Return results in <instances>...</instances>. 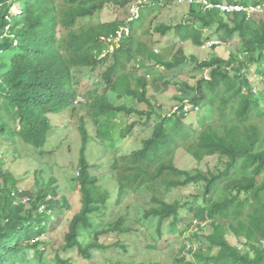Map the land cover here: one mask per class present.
Wrapping results in <instances>:
<instances>
[{
	"label": "trees",
	"instance_id": "obj_1",
	"mask_svg": "<svg viewBox=\"0 0 264 264\" xmlns=\"http://www.w3.org/2000/svg\"><path fill=\"white\" fill-rule=\"evenodd\" d=\"M147 1L139 19L126 24V19L103 22L101 16L129 0H0V264H78L92 261L95 253L123 258L136 253L135 245L119 240L143 233L128 226L129 206L115 220L112 214L137 193L148 196L142 219L156 225L158 239L165 227L169 234L200 231L193 233L195 247L186 245L192 259L180 255L182 264H264V11L247 17L188 6L180 24L154 28L161 38L175 33L180 45L201 48L214 38L235 44L227 59L192 58L198 76L181 84L176 108L163 113L147 98L151 83L131 67L153 75L177 70L187 59L179 44L153 50L144 25L174 0ZM208 2L264 5V0ZM125 26L129 35L114 43ZM101 67V89L81 90L79 72ZM123 98L135 104L126 106ZM78 111L81 145L74 170L62 183L35 177L33 190L21 191L12 164L27 150L39 158L57 152L65 140L47 149L56 137L52 117ZM118 115L149 128L138 148L125 146L136 123L118 130L109 126V118ZM94 148L99 153L91 161L87 151ZM179 150L197 165L206 159L216 163L206 170L180 169ZM189 190L192 201H166L174 191L189 195ZM112 235L115 243H101ZM145 250L156 252L157 245L146 240Z\"/></svg>",
	"mask_w": 264,
	"mask_h": 264
},
{
	"label": "rangeland",
	"instance_id": "obj_2",
	"mask_svg": "<svg viewBox=\"0 0 264 264\" xmlns=\"http://www.w3.org/2000/svg\"><path fill=\"white\" fill-rule=\"evenodd\" d=\"M135 1L137 0H129V3L124 7H109L111 9L108 8V11L103 13V15L101 16V20L103 22L113 21L115 19L118 21H124L128 15V8L130 4L132 2L134 3ZM143 4L147 3L143 2ZM188 12L189 7L187 5H178L176 3H173L157 15L151 14L149 16L151 19H148L147 23L144 25V28L151 30L153 50H156L157 52L165 51L168 48H172L174 50L178 44L180 45V43L176 40L175 33L171 32L166 37L161 38L160 35L155 33L153 30L158 25H169L174 27L180 24L188 18ZM208 34L210 33L205 32V35ZM209 43H213L212 45H217V48L213 49L212 45L211 47L208 46V43H206L204 47L202 46L201 48H197L190 43H183L182 45H180L182 47L184 56L187 59V63L179 69L171 72H166L159 69L160 71L156 74L149 75L147 71H141L137 67H131V71L136 72L138 76L145 77L148 82L151 83L148 89L147 98L150 99L153 106H155L156 108L161 107L163 113L169 112L170 110H174L176 108L175 106L177 105L175 102V98L177 96H180L181 94V84H183L184 82H192V78L198 76L194 68V63H192V58L197 62L209 60L213 56L227 59L230 52L233 50V47L235 46L234 42H230L228 44L218 43L216 42L215 38L213 39V42ZM112 51L113 48L111 47L109 52L111 53ZM111 64L112 61L109 60L106 67ZM103 71L104 68L102 67L97 69L81 70L77 76V78L80 79L81 90L94 91L98 90V88L101 89V73ZM121 102H123V104L126 106H132L135 104V102L130 98H123ZM140 109H145V106H141ZM81 115L82 112L78 111L77 115L74 117H70L69 114H63L61 117H52L53 123L57 125L55 135L56 137L50 140L47 149L50 152V150H54L61 139L64 138L65 140V143L63 141L64 146H62L57 152L52 151L44 157L39 158L30 150H27L22 153L21 157L12 164V166L10 167V172L14 174L15 178L19 179L18 188L21 191L25 190L31 192L35 184V177H38V180L44 179V182H47L50 177H55L60 183H62L63 175H69L70 171L74 170L73 168L77 163L78 151L81 145V138L77 130L79 118ZM109 121V126L117 130L120 128H124L129 122L136 123L131 135L132 138L128 139L125 144L126 148H138L140 141L149 133V128L144 125L143 121H140L137 118H132L129 121L121 115H118L114 118H109ZM88 131L94 139V128H92L89 123ZM95 143L96 141L90 142L88 147H95ZM68 144L69 148H67ZM97 152L99 153L98 150L96 151V148H94L92 151H87V156L91 157V161H94V159L97 158ZM215 163L216 160L214 159H206L205 161L197 165L195 160L188 154L184 153L182 150H179L175 157V166L184 170H192L194 168L206 170L208 167L212 168ZM199 190L200 188L197 189L198 192ZM186 193L189 195H184L182 191H174L166 196V201L169 203L173 202L176 199L181 200V202L192 201L193 199L191 197V194L193 193V191L189 190ZM66 195L69 203L71 204V192H67ZM147 200L148 196L144 193L130 195L128 198L124 199L121 206L115 207V210L112 214V220H115L116 217L121 215L124 212L125 208L129 206L130 217L128 218V226L132 227L133 229L141 230L143 232L141 234H134V236H131L128 239L119 237V240H125L126 244L130 246L135 245L138 249L136 253L125 256L126 258H130V260H126V258H123L124 255L122 254L112 252L109 255H101L99 253H95L92 261L87 262L77 260L76 262L78 264H114L117 261H119L121 264H182L178 261L180 255H182V257L184 258L183 260H191L192 257L187 253L188 248H186V245L195 247L196 242L193 241V233L200 232L195 228H189L190 230L186 229L188 227L187 223L190 222L191 218L188 217V215H185V218L188 220V222H186L178 229H186V232H184V234L177 231L175 233L169 234L166 231L167 228L165 227L164 231H162L161 238L158 239L159 237L155 232L156 225L154 223L151 226L144 225L145 220L142 219L143 210L148 207V205H146ZM24 201L25 199H22V202ZM27 208H29V206H27ZM51 218L52 220H60L59 217H55L53 215ZM141 224L143 228L140 226ZM116 240L117 239L112 235L107 238L101 239V243H103L104 245H108L115 243ZM146 240L154 242L157 245L156 252L150 253L149 251L145 250ZM60 243L61 238L57 240V245H59ZM52 255L49 256L51 257Z\"/></svg>",
	"mask_w": 264,
	"mask_h": 264
},
{
	"label": "built area",
	"instance_id": "obj_3",
	"mask_svg": "<svg viewBox=\"0 0 264 264\" xmlns=\"http://www.w3.org/2000/svg\"><path fill=\"white\" fill-rule=\"evenodd\" d=\"M178 4H185L188 6H200L204 10H218L222 13L229 14V13H246L247 17H249L253 12L256 11H264V5H258L255 7H243L240 5H226V4H221V5H213L208 2V0H174ZM143 2H146V0H137L135 1L132 5H130L128 9V15L126 18V23H132L136 21L140 17V7ZM129 35V28L127 26L121 28L112 40L114 42L119 41L123 36H128ZM213 43H208V46L211 47ZM204 47V46H203ZM264 244V243H263Z\"/></svg>",
	"mask_w": 264,
	"mask_h": 264
},
{
	"label": "clouds",
	"instance_id": "obj_4",
	"mask_svg": "<svg viewBox=\"0 0 264 264\" xmlns=\"http://www.w3.org/2000/svg\"><path fill=\"white\" fill-rule=\"evenodd\" d=\"M132 3H133V2H132ZM132 3H131V4H132ZM146 3H148L147 0H146ZM174 3H176V2L174 1ZM131 4H130V5H131ZM142 4H143V3H142ZM176 4H178V3H176ZM178 5H183V4H178ZM184 5H185V4H184ZM141 6H142V5H141ZM187 6H188V5H187ZM129 7H130V6H129ZM128 9H129V8H128ZM140 9H141V7H140ZM126 18H127V17H126ZM126 18H125V19H126ZM138 19H139V18H138ZM138 19H137V20H138ZM126 24H127V23H126ZM113 42H114V41H113ZM114 43H116V42H114ZM78 101H79V100H78ZM78 101H76L75 103H78Z\"/></svg>",
	"mask_w": 264,
	"mask_h": 264
}]
</instances>
